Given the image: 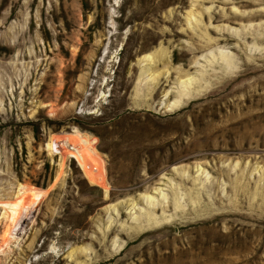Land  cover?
I'll return each instance as SVG.
<instances>
[{
    "label": "rangeland",
    "instance_id": "374dc122",
    "mask_svg": "<svg viewBox=\"0 0 264 264\" xmlns=\"http://www.w3.org/2000/svg\"><path fill=\"white\" fill-rule=\"evenodd\" d=\"M0 264H264V0H0Z\"/></svg>",
    "mask_w": 264,
    "mask_h": 264
},
{
    "label": "bare ground",
    "instance_id": "6f19581e",
    "mask_svg": "<svg viewBox=\"0 0 264 264\" xmlns=\"http://www.w3.org/2000/svg\"><path fill=\"white\" fill-rule=\"evenodd\" d=\"M75 153L77 155V158H78L79 162H81V163L84 162L83 155L81 154V151L77 147H76V152ZM8 208L13 211V215H16L17 214V212H15V211L17 210L18 205H12L11 207L8 206Z\"/></svg>",
    "mask_w": 264,
    "mask_h": 264
},
{
    "label": "built area",
    "instance_id": "2783aa9c",
    "mask_svg": "<svg viewBox=\"0 0 264 264\" xmlns=\"http://www.w3.org/2000/svg\"><path fill=\"white\" fill-rule=\"evenodd\" d=\"M69 152H70V155H71V157L73 158V159H75L76 161H77V163L78 164H80L79 163V160H78V158H77V155H76V147L75 146H73V145H71L70 147H69Z\"/></svg>",
    "mask_w": 264,
    "mask_h": 264
}]
</instances>
